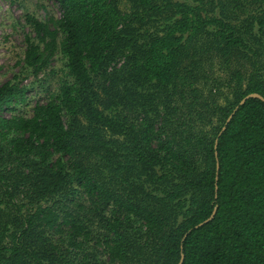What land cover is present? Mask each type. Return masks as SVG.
<instances>
[{
  "label": "trees",
  "instance_id": "16d2710c",
  "mask_svg": "<svg viewBox=\"0 0 264 264\" xmlns=\"http://www.w3.org/2000/svg\"><path fill=\"white\" fill-rule=\"evenodd\" d=\"M55 1L22 62L60 54L58 88L7 116L27 87L0 84V264H264V101L226 123L264 98V0Z\"/></svg>",
  "mask_w": 264,
  "mask_h": 264
},
{
  "label": "rangeland",
  "instance_id": "374dc122",
  "mask_svg": "<svg viewBox=\"0 0 264 264\" xmlns=\"http://www.w3.org/2000/svg\"><path fill=\"white\" fill-rule=\"evenodd\" d=\"M119 6L122 9L127 8L123 1ZM252 8L253 6H247L250 11ZM241 11L243 9L238 11L241 18L247 16V12ZM25 14H32L38 19L58 17L60 8L55 0H0V84L8 79H15L27 87L24 101L16 102L12 111H3L7 116L11 113L30 115L35 103L44 102L48 94L58 88L64 73V59L60 54H55L49 66L37 76L24 67V34L31 32L25 22ZM202 71L197 82L202 94L212 96L220 105L231 100L229 70L213 59L204 61Z\"/></svg>",
  "mask_w": 264,
  "mask_h": 264
},
{
  "label": "water",
  "instance_id": "95a60500",
  "mask_svg": "<svg viewBox=\"0 0 264 264\" xmlns=\"http://www.w3.org/2000/svg\"><path fill=\"white\" fill-rule=\"evenodd\" d=\"M250 97H256V98H259V99H261L262 101H264V98H263L261 95L257 94V93H249V94L245 95V96L239 101V104L236 105V106L234 107V109L232 110V112L229 114V116H228L227 119H226V123H228V122L230 121L232 115H233L234 112L237 110L238 106H239V105H242V104H243L248 98H250ZM224 128H225V125L222 127L221 131L219 132V135H220V133L224 130ZM219 135H218V136H219ZM216 141H217V138L215 139V142H216ZM214 213H215V209L213 210L212 214H211L207 219H205L204 221H202V222L196 224L194 227L197 228V227L203 225L205 222H207V221H209L210 219H212ZM182 260H183V255L181 254V258H180L178 264H181Z\"/></svg>",
  "mask_w": 264,
  "mask_h": 264
}]
</instances>
